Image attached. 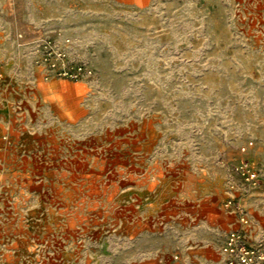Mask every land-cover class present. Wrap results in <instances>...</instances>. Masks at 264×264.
Listing matches in <instances>:
<instances>
[{
	"label": "rangeland",
	"instance_id": "374dc122",
	"mask_svg": "<svg viewBox=\"0 0 264 264\" xmlns=\"http://www.w3.org/2000/svg\"><path fill=\"white\" fill-rule=\"evenodd\" d=\"M193 191L264 233V0H0V264H116Z\"/></svg>",
	"mask_w": 264,
	"mask_h": 264
},
{
	"label": "crops",
	"instance_id": "0c3cea01",
	"mask_svg": "<svg viewBox=\"0 0 264 264\" xmlns=\"http://www.w3.org/2000/svg\"><path fill=\"white\" fill-rule=\"evenodd\" d=\"M182 197L167 217L154 215L152 201L134 202L131 230L116 237V264H222L224 236L237 227L233 212L198 191Z\"/></svg>",
	"mask_w": 264,
	"mask_h": 264
},
{
	"label": "built area",
	"instance_id": "2783aa9c",
	"mask_svg": "<svg viewBox=\"0 0 264 264\" xmlns=\"http://www.w3.org/2000/svg\"><path fill=\"white\" fill-rule=\"evenodd\" d=\"M41 60L49 68L51 74L70 78L91 77L93 70L82 63L70 65L67 52L53 45L51 40L36 42ZM245 149V147H244ZM236 170L246 182L257 184L259 171L250 160H244L236 166ZM232 204V201L229 202ZM240 214V227L228 231L221 245L222 264H264V233L254 230L242 206L236 205Z\"/></svg>",
	"mask_w": 264,
	"mask_h": 264
}]
</instances>
